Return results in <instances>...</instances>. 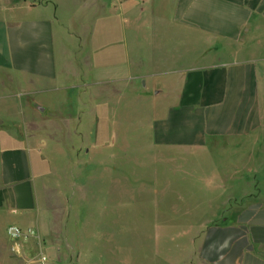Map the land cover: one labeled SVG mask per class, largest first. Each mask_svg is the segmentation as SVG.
Returning a JSON list of instances; mask_svg holds the SVG:
<instances>
[{
    "label": "crops",
    "instance_id": "crops-1",
    "mask_svg": "<svg viewBox=\"0 0 264 264\" xmlns=\"http://www.w3.org/2000/svg\"><path fill=\"white\" fill-rule=\"evenodd\" d=\"M139 101L146 126L121 128ZM263 107L264 0H0V264H264V197L228 208L229 189L192 178L205 155H240ZM132 150L155 179L129 176Z\"/></svg>",
    "mask_w": 264,
    "mask_h": 264
},
{
    "label": "rangeland",
    "instance_id": "rangeland-1",
    "mask_svg": "<svg viewBox=\"0 0 264 264\" xmlns=\"http://www.w3.org/2000/svg\"><path fill=\"white\" fill-rule=\"evenodd\" d=\"M76 93V91H73L69 94V96L72 98L73 95ZM134 107L133 112H129V118L130 120H136L138 117H140V120H136L135 122H127L124 120L118 121V123H122L124 125H119L117 123L116 129H118V125L123 129H134L135 131H142V128L146 126V123L142 120H146V115L144 113V108L147 110L150 108L149 104L144 101H139ZM124 114L121 116L123 118L127 117L126 114V108L125 105L122 106ZM248 115V118L250 117L252 119H256L257 116H260V111L258 108H256L255 100L254 103L251 105H248L247 110L245 111ZM262 115L264 117V107L262 109ZM120 116V117H121ZM124 121V122H122ZM115 122H110V126L112 125L115 127ZM256 124V121L254 122ZM56 125L62 126L61 122H55ZM104 128L108 129L109 122L104 121ZM249 124V123H248ZM119 130V129H118ZM45 131V130H44ZM120 131V130H119ZM259 134H252L249 138L246 139H236L231 143L234 148L239 153L230 154L228 150H220L216 152L213 155L208 154L204 156V161L207 163V166L202 168L196 169V175L192 176V178H205L208 179L209 182L208 188L207 187H200L202 188L201 194H206L208 196H215L216 199L221 198L224 196L227 189L230 190V195L232 198V201L228 203V208L235 207L238 204L241 205H249L252 203H261L257 202V200L261 199V195L264 197V120L262 122V128L258 130ZM135 134H141L142 132H133ZM256 135V136H255ZM62 140V138H61ZM133 141H140L142 142L143 139L140 138H131L130 142ZM83 142L89 143L88 146L92 145V139L90 137L84 138ZM91 144V145H90ZM136 144V143H135ZM69 149L66 147V151L69 154ZM135 150V149H134ZM132 150V152L134 151ZM131 153V152H130ZM70 157L73 159V154H69ZM131 158H135L134 161L131 160L130 163L134 164V171L131 169L129 176L134 179V181H138V179H155L156 174V164H154L153 155L148 154L141 151L136 150V152H133L131 155ZM50 157V164L48 165L50 168L52 166L54 167V175L53 177L59 178L63 176V164H64V157L63 155H60L58 153H53L49 155ZM90 161H86V167L85 172L88 175H91L93 170L95 173V170L97 168V163L95 164V156L92 154L90 157ZM197 158V157H196ZM121 161V160H120ZM123 162V160L121 161ZM188 163L190 165L192 164V160L188 158ZM77 162H72L71 168L66 173V176H71L74 174L73 167H76ZM159 169V168H158ZM191 172L194 173V169H189ZM161 169L158 170V177L160 176ZM172 172V171H170ZM52 173V172H51ZM173 176V173L170 175ZM177 177H185L182 174ZM226 179L227 183H230V185L225 186H219L221 185L223 179ZM183 188V187H182ZM195 188H198L196 186ZM224 188L225 190H223ZM252 200V201H251ZM253 200L255 202H253ZM216 204V207L218 206V202L214 203ZM143 205V202L136 201L134 203L132 202H126L123 204V209L132 208V206L135 207L136 210H139L140 207ZM227 206V205H226ZM130 237L134 236L135 239L139 240V237H143L144 235H129ZM127 238V235H119V242L124 241ZM132 240V239H131Z\"/></svg>",
    "mask_w": 264,
    "mask_h": 264
},
{
    "label": "built area",
    "instance_id": "built-area-1",
    "mask_svg": "<svg viewBox=\"0 0 264 264\" xmlns=\"http://www.w3.org/2000/svg\"><path fill=\"white\" fill-rule=\"evenodd\" d=\"M8 235L14 240L27 239L35 236L33 229H22L18 226H11L8 228ZM46 258L42 259L45 262Z\"/></svg>",
    "mask_w": 264,
    "mask_h": 264
},
{
    "label": "water",
    "instance_id": "water-1",
    "mask_svg": "<svg viewBox=\"0 0 264 264\" xmlns=\"http://www.w3.org/2000/svg\"><path fill=\"white\" fill-rule=\"evenodd\" d=\"M35 108L40 111L41 113H43L45 111V107H42L40 105H35Z\"/></svg>",
    "mask_w": 264,
    "mask_h": 264
}]
</instances>
